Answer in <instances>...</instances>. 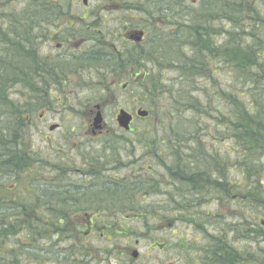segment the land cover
<instances>
[{
	"label": "trees",
	"instance_id": "trees-1",
	"mask_svg": "<svg viewBox=\"0 0 264 264\" xmlns=\"http://www.w3.org/2000/svg\"><path fill=\"white\" fill-rule=\"evenodd\" d=\"M151 1L156 25L161 21L163 28L159 29L156 48L145 57L157 67L161 64L157 69L162 73L170 71L177 77L168 99L160 98L169 88L164 79L158 81L157 77L149 86L146 78L150 97L144 94L147 126L137 133L135 142L145 151L194 152L186 157H168L175 161L184 158L186 163L163 166L170 174L185 176L180 181L196 190L205 185L199 177L206 173L203 169L213 166L209 153L216 143L226 142H221L222 136L232 135L236 166L251 169V213L258 216L261 198L257 187L264 180H258L253 160L256 154L264 157V30L254 24L250 28L245 25L248 20L242 17L250 16L243 10L248 6L246 0H203L201 10L188 2L185 12L182 0ZM39 5L36 0H0V264H19L23 259L25 264H88L92 245L87 238L97 235L102 241L106 236L108 243L112 236H122L119 229L123 226L121 222L103 221L96 223L99 231L85 236L86 222L73 221L72 215L109 213L112 205L89 203L85 189L77 186L73 166L60 158L50 160L55 152L26 146L30 117L46 107L44 95L33 93L27 97L17 88L21 82L22 16L26 7ZM185 17L190 21L188 27L184 25ZM199 81L204 85L200 86ZM242 85L250 98L248 104L237 98H242V93H237ZM184 111L195 117L190 125L182 126L188 128L185 131L178 126L182 125L179 121L184 119ZM204 119L206 122L200 123ZM167 121L170 126L165 125ZM121 142L106 137L100 143L110 152L136 150L134 140L123 141L124 145ZM139 189L140 195L150 191L148 187ZM104 198L116 201L122 210L137 206L131 190L112 191ZM113 245L106 244L96 252L107 254L109 251L103 249ZM260 256V247L253 248V263L257 264L255 259Z\"/></svg>",
	"mask_w": 264,
	"mask_h": 264
},
{
	"label": "flooded vegetation",
	"instance_id": "flooded-vegetation-1",
	"mask_svg": "<svg viewBox=\"0 0 264 264\" xmlns=\"http://www.w3.org/2000/svg\"><path fill=\"white\" fill-rule=\"evenodd\" d=\"M261 1L264 2L246 0L248 6L243 10L250 16L242 19L248 20L245 25L249 28L254 24L264 30V21L252 10L253 6L257 10V3ZM36 2L41 5L26 7L22 16L21 82L15 87L26 96L44 95L46 107L42 109L68 108L58 99L54 103L51 96L77 94L97 95L100 105L94 110H100L107 95L121 97L136 106L140 91L148 92L146 78L163 76L166 72H158L161 64L157 67L145 57L156 48L159 29L163 28L161 21L156 25L151 0ZM188 2L197 10L202 9L199 5L203 0H182L184 12ZM183 20L188 27L189 19ZM199 20L201 24L203 18ZM29 60L31 65H28ZM1 70L0 67V73ZM148 81L152 86L153 81ZM27 103L26 100L25 105ZM121 110L129 112L135 121V114L129 108ZM90 112V115L95 114L93 110ZM92 120L87 117L90 126ZM132 133L133 129L128 134ZM81 139L74 143L70 152L60 150L55 155L73 166L77 186L85 189L89 203L112 205L109 213L95 211L72 215L73 221L86 222L85 236L99 231L96 223L140 220L142 216L137 206L122 210L116 201L104 198L112 191L126 189L137 197L138 204L153 195L162 199L157 204L164 206L152 210V216L155 213L152 231L154 234L163 232L165 236L170 233L168 238L179 239L173 244L179 253L174 264H256L252 260L255 247H260L261 255L260 259H255L257 264H264V183L260 186L261 204L256 216L251 213L250 204L251 169L236 166L235 152H210L213 166L203 169L206 173L199 176L205 185L193 190L180 181L185 180V176L170 174L163 164L186 163L184 158L175 161L168 157H186L194 152L126 149L110 152L105 149L106 145ZM84 147L88 149L81 150ZM258 180H264V176ZM139 187H148L150 191L140 195ZM209 205L214 206L215 211L205 210ZM157 247L162 251L170 248L165 244ZM168 261L167 264H172V259ZM163 263L166 264L165 258Z\"/></svg>",
	"mask_w": 264,
	"mask_h": 264
},
{
	"label": "rangeland",
	"instance_id": "rangeland-1",
	"mask_svg": "<svg viewBox=\"0 0 264 264\" xmlns=\"http://www.w3.org/2000/svg\"><path fill=\"white\" fill-rule=\"evenodd\" d=\"M250 1L252 3H256L255 1L257 0ZM17 6L20 7L21 5ZM257 9L260 12L261 19L264 21V2H259V5H257ZM157 71L161 72L162 70ZM222 75L226 77L225 73H222ZM157 77L158 75L149 77L148 79L151 81H156ZM176 77V74L170 71H166L163 76L158 77V81L159 79H164L165 86H169V88L164 90V95H160V98L168 99L170 97V87L173 85V83H175L174 80L176 79ZM198 84L200 86L204 85V83L200 81L198 82ZM241 88V91H238L237 93L240 94L239 92H241L242 98L238 96L237 98L240 99L242 103L245 102L246 104H248L250 98L247 94V89L244 85H242ZM144 94L149 97L147 95V92L140 91L139 104L136 106H131L121 97L118 98L107 95L104 99V103L101 104L100 110H94L95 106L100 105V102H98L99 97L97 95H53L51 96L53 102L56 103V99L60 100L59 102L67 106L69 108V111H62L60 108H56V106L54 109H51V111H47L46 109L42 108L38 109L35 114L30 117V122L28 124V127L26 128V146L28 147V149H40L44 152H55L56 154L58 150L70 152L75 146L74 143H77V141L82 137L84 138V140L87 139L86 141H90L89 143L91 144H99L105 139L103 137L111 135L110 137L118 139L122 142L127 140L128 142H130L131 140H134L133 146H135L136 150L140 152L145 151L135 141H137V133L146 130L147 122L136 119L132 125L133 133L130 135L119 130L115 121V116L121 108H129V110L134 113L137 109L147 110L146 105L148 104L145 103L146 97L144 96ZM192 95L193 97H196L195 94ZM91 110H93L95 114L90 115ZM96 112H101L102 118L104 119V124L101 131H95L94 133L93 130L89 127L90 125L87 123V117L89 116V118H95ZM169 118L170 116L167 117V120H169ZM194 119L195 117L194 115L192 116L191 112L184 111V119H181L179 121L182 124L178 125L179 128L183 131L188 130L187 127L182 128V126L190 125L194 121ZM204 122H206V119H204V121L200 123ZM54 125L58 128L54 131H50V127ZM165 125L170 126V123L167 121V124ZM202 127L204 128V125ZM222 130L223 128L220 127L219 131ZM222 137L224 139H222L221 142L223 140L226 142L216 143L215 149L211 152L233 151L232 147L235 145L232 142V135H225ZM215 141L218 142L219 140ZM211 145L212 143L208 144L209 147H211ZM225 146L228 149H224ZM58 158V155H55L54 157H51L50 160L55 161L54 159L57 160ZM253 163L256 167L255 171L257 172V174H259L258 178L264 176V157L261 154H256ZM262 188L264 193V186H262ZM257 190L259 191L260 195L262 189L260 187H257ZM161 200L162 199L159 196L153 195L151 197H147L146 200L137 204V207H135L140 210L139 214L142 216L140 220L131 218L128 219V221L121 222L120 224H122L123 229L119 230H122L123 234L122 236L118 237L112 236V238H110L111 242L107 243L106 236H103L102 241L101 239H98L97 235L88 237L86 242L92 245V250L90 249L88 254V264H162L163 258H165L166 264L169 262L168 260L171 259L172 264H174V259L179 255V253L177 250H175L177 248H175L173 244L178 243L179 239L177 237L168 238L170 236V233L168 236H165L163 232L154 234L152 231V225L155 218L153 217L155 215L154 212L152 216V210L154 209L157 211V208H162L164 206L157 204V202H160ZM205 210L215 211L214 206L211 205L205 207ZM181 231L182 230H178L177 232ZM111 243L114 244L112 247L107 248V250L103 249L104 251H109V253L105 254L102 253V251H99L98 253L96 252L99 250V248L107 247L104 245H111ZM159 244H165L170 248L166 251H162L160 250V247H157ZM171 244L173 248H171ZM135 250H137L138 256L135 260H133L132 253ZM21 259L23 258L21 257ZM25 263L26 261L25 259H23L19 264ZM29 264H32V262H29Z\"/></svg>",
	"mask_w": 264,
	"mask_h": 264
},
{
	"label": "water",
	"instance_id": "water-1",
	"mask_svg": "<svg viewBox=\"0 0 264 264\" xmlns=\"http://www.w3.org/2000/svg\"><path fill=\"white\" fill-rule=\"evenodd\" d=\"M148 113L146 111L143 110H139L137 112V116L140 118H145L147 117ZM117 124L119 126V128L125 130V131H129L130 130V123L132 121V117L131 115H129L128 113H126L125 111H120L119 114L117 115L116 118ZM101 123H102V118H101V114L97 113L96 117L93 120V128L95 130H100L101 127ZM57 128V126H52L50 127V131H54ZM138 256L137 251H134L132 253V258L136 259Z\"/></svg>",
	"mask_w": 264,
	"mask_h": 264
}]
</instances>
